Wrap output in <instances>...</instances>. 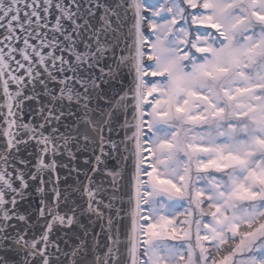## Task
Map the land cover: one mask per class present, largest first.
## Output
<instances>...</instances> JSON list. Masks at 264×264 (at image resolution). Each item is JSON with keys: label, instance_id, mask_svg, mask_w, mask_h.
Returning a JSON list of instances; mask_svg holds the SVG:
<instances>
[{"label": "snow or ice", "instance_id": "obj_1", "mask_svg": "<svg viewBox=\"0 0 264 264\" xmlns=\"http://www.w3.org/2000/svg\"><path fill=\"white\" fill-rule=\"evenodd\" d=\"M0 28V264H264V0H0ZM27 101L42 123L23 122ZM30 141L37 171L25 179L10 157ZM93 145L90 171L109 187L87 177L85 204L60 212L56 169L79 170L57 157ZM29 181L47 218L32 238L17 227L30 222ZM85 214L103 221L91 238ZM54 226L83 231L62 251Z\"/></svg>", "mask_w": 264, "mask_h": 264}, {"label": "water", "instance_id": "obj_2", "mask_svg": "<svg viewBox=\"0 0 264 264\" xmlns=\"http://www.w3.org/2000/svg\"><path fill=\"white\" fill-rule=\"evenodd\" d=\"M103 2V0H102ZM111 2V0H110ZM120 3L123 4L124 0H120ZM121 14L124 15L126 9H121ZM131 12L128 11L127 15L124 17L128 22L130 26L131 22ZM54 23V17H49V29L51 28L52 24ZM42 31H48L49 37H51V32L48 29H42ZM4 29L0 28V33H3ZM17 35L20 36L19 42H13L14 46L23 48V39L25 38V33L17 32ZM2 36H0V40H2ZM29 43L39 46V40L29 37ZM5 47V52L8 51L7 42H4L3 45ZM78 47L83 48V45L78 42ZM44 51H47L45 49ZM17 60H20L21 57L17 55ZM13 68H15V64L12 65ZM35 67V65H34ZM23 72V70H20ZM99 75V73H96ZM131 82V76H127L126 79L123 80V84H113L111 88H108V91L111 95H115L116 93L121 92V88L127 89ZM49 87L51 89H55L58 87L56 83L50 82ZM107 88V85H105ZM37 91H40L39 87L37 88ZM93 103H96L94 101ZM40 105L36 104L33 101H27L24 105L23 109V122L28 123L31 125H38L42 123V118L40 114L38 113V108ZM101 107L107 109V104L101 102ZM74 111H78V109H73ZM130 118V117H129ZM63 124H71L70 120H64L62 118L61 121ZM123 121L121 120V123ZM47 127V126H46ZM6 128L5 123V117L3 115V110L0 109V132H2ZM66 131V129L61 128V132ZM119 133V134H117ZM105 138H109V134L105 132ZM111 139L113 140H120L123 139V131L120 130L119 126H116V130L111 134ZM7 137L0 134V151L3 150L4 145L6 143ZM20 151L18 153H15L12 157H10V160L14 166L22 171L24 173L25 179L28 178V175L30 173H34L37 171V158L39 153V148L37 145L30 141L27 145H20ZM82 147V146H81ZM72 151L75 153L76 159L74 161H70L65 154L63 157H57L58 163L68 164L69 168L75 166L76 169L79 170L78 174L77 172H69L68 168L63 167H57L56 172L60 177L58 188L61 191L62 194L68 196V202L67 204L61 202L59 205L58 210L60 212H67L69 208H77L83 206L85 204V196L82 191H77V189H82L84 185L87 184L88 180L87 177L91 176L93 180L99 181L103 180L105 187H109V178L105 175H102L101 173L93 174L90 169L93 164V156L99 154V147L98 145L90 146L87 150H78L76 148H73ZM107 151V149H105ZM124 153L121 151V153L115 154L109 158L107 161L109 168H114L117 165L123 166L124 162H122L119 157L122 156ZM87 160L88 164H85L84 161ZM20 161H24V164H21ZM0 166H3L2 162H0ZM65 177H67V180H65ZM47 179V176H46ZM38 185L35 182L29 181V188L26 190V197L23 201L20 203L21 210L27 211V214L30 217V222L25 225L23 222H19L17 224V227L19 229H24L28 232V238L32 237H39L40 234L45 230V224L47 222V218H41L38 213V208L40 207V200H41V194L36 191ZM45 200L47 203L52 204V192L51 188L56 187L54 184H45ZM108 196V193H104V198L106 199ZM83 224L87 227L89 238H91V235L93 233H100L101 232V226L103 224L102 220L97 219L96 217H91L87 214L83 215L81 217ZM83 229H75V231L62 228V227H53V230L50 235V239H54L60 246L62 251H68L75 243L76 237L81 235ZM100 243L101 247L103 249V246L107 244V240L104 236V234H101L100 236Z\"/></svg>", "mask_w": 264, "mask_h": 264}]
</instances>
